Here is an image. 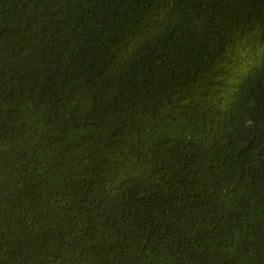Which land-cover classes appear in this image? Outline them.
I'll list each match as a JSON object with an SVG mask.
<instances>
[{"label":"trees","instance_id":"trees-1","mask_svg":"<svg viewBox=\"0 0 264 264\" xmlns=\"http://www.w3.org/2000/svg\"><path fill=\"white\" fill-rule=\"evenodd\" d=\"M0 264H264V0H0Z\"/></svg>","mask_w":264,"mask_h":264}]
</instances>
